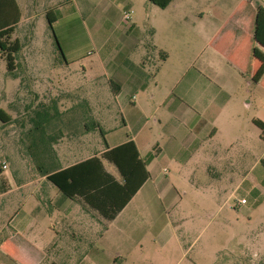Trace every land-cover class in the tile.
Wrapping results in <instances>:
<instances>
[{"label":"crops","instance_id":"crops-1","mask_svg":"<svg viewBox=\"0 0 264 264\" xmlns=\"http://www.w3.org/2000/svg\"><path fill=\"white\" fill-rule=\"evenodd\" d=\"M134 6L133 0H107L101 12L106 19L105 24L99 22L97 8L90 15L95 35L104 28L106 37L102 41L96 35L97 39L89 40V44L101 56L105 54L109 62H112L114 50L123 48L124 44L133 46L141 37L138 10L132 23L122 21L123 11ZM148 10L156 16V23L151 28L160 60L156 63V72L151 74L143 70L128 72L119 66L112 67L115 81L110 79V85L120 111L118 107L116 110V107L107 105V124L112 128L105 137L106 146L78 160L62 153L60 148L64 135L57 123L64 116L57 113L52 114L56 117L53 119L56 127L50 130L47 125L45 130H41L43 141L40 142L41 150L47 153L46 156L43 154L46 157L43 170L50 173L132 143L145 165L140 180L147 174L146 181L115 219L107 221L81 198L67 197L43 173L39 179H26L20 183L12 176L6 181L0 180V198L29 189L24 201V208L28 211L22 207L11 218L7 244L6 241L2 244V248L7 247L13 262L120 264L123 258L131 256L128 246L133 236L130 235L132 228L123 226L121 218L140 194L152 204L161 199L160 192L168 189L167 166L175 162L180 161L187 166L199 160L215 163L220 168L228 165L232 169L235 167L234 157L227 160L210 154L241 152L243 159L253 158L246 166L251 165L255 170L261 167L260 175L264 182V133L256 124L257 121L264 124V7L246 0H174L161 12ZM55 18L54 27L65 52H73V61L82 58L76 53L80 47L78 32L74 28L66 30ZM21 24L22 20L7 38L8 44L18 41L22 46L20 54L15 55L12 69L8 68L13 77H17L15 73L19 69L17 56L25 48L19 39L14 38ZM180 32L182 36L178 35ZM2 43L3 39H0ZM6 56L0 49V59ZM159 107H164L169 113L168 140L163 146L153 138V129L149 127L151 119L156 127L163 126V119L157 116ZM119 114L122 115L124 131L113 129L112 121ZM236 146L239 147L236 149ZM255 146L261 151L258 157L254 154ZM168 147L167 156V150L162 148ZM102 162L106 172L123 184L114 165L104 159ZM39 182L46 183L45 191L50 192L43 201L36 197L40 187H33ZM6 184L10 186L9 191H5ZM240 189V184L233 188L228 200H236L239 204L243 200L239 198ZM173 190L177 192L174 187ZM74 204L82 207V215L72 220L67 213ZM56 214L60 218L58 225L67 234L64 242L59 232L55 237L51 234L56 231L53 223Z\"/></svg>","mask_w":264,"mask_h":264},{"label":"rangeland","instance_id":"rangeland-1","mask_svg":"<svg viewBox=\"0 0 264 264\" xmlns=\"http://www.w3.org/2000/svg\"><path fill=\"white\" fill-rule=\"evenodd\" d=\"M133 1L134 16L135 11H139L141 37L133 46L124 44L123 48L114 50L112 62H109L105 54L101 56L89 44V40L97 39L96 35L105 40L104 28L95 35L89 19L93 9L97 8L98 20L105 24L101 12L107 0H17L22 24L14 38L25 48L17 56V77L9 73L7 56L0 59V109L14 117L13 123L0 124V180L6 181L12 176L20 183L41 178V169L46 167L43 154L46 156L47 153L41 150L35 129L36 112L45 107H49L51 113L55 108L59 111L57 114L64 116L57 123L64 135L62 153L78 160L106 146L105 137L112 128L107 124V105L119 109L110 85V79L115 81L112 67L151 74L156 72L160 58L151 28L156 23V16L148 8L158 12L161 9L147 0ZM50 10L66 30L74 28L78 32L80 47L76 53L82 58L71 60L73 52H65L57 29L53 27L64 56L59 51L46 17ZM178 35L182 36L181 32ZM89 51L91 54L87 55ZM157 116L163 119V126L156 127L151 119L149 127L153 129V138L163 146L168 140L169 113L159 107ZM51 124L49 129H54L56 121ZM112 125L117 131H124L121 114L116 115ZM162 149L167 150L165 155L168 156L169 147ZM242 154L234 151L210 154L227 160L234 157L232 169L228 165L220 168L215 163L199 160L187 166L180 161L167 166L168 189L160 192L161 199L152 204L140 194L121 218L123 226L132 228L130 235L133 236L128 246L131 256L123 258L120 264H264L262 171L261 167L255 170L251 165L246 166L253 158L245 160ZM254 154L256 157L261 154L256 146ZM4 161L7 170L2 168ZM109 169L115 172L112 166ZM238 184L241 186L239 198L246 200L244 205L228 200V195ZM6 185L5 191H9L10 186ZM33 187H40L36 197L42 201L50 195L45 191L46 183H35ZM28 193L29 189H26L0 198V264H17L9 258L8 249L2 248V244L4 241L7 244L11 218L22 207L27 210L24 201ZM81 208L74 204L67 214L72 220L80 218ZM59 219L58 214L53 216L56 231L51 234L55 237L59 232L64 242L67 234L58 225Z\"/></svg>","mask_w":264,"mask_h":264},{"label":"trees","instance_id":"trees-1","mask_svg":"<svg viewBox=\"0 0 264 264\" xmlns=\"http://www.w3.org/2000/svg\"><path fill=\"white\" fill-rule=\"evenodd\" d=\"M156 7L161 9L167 8L174 0H147ZM46 17L48 23L53 30L56 18L53 11H47ZM22 15L16 0H0V44L2 52L7 54L8 68L12 69L17 55L22 46L19 42L8 44L9 39L15 27L21 21ZM12 27V28H10ZM11 29V30H9ZM9 30V31H8ZM57 47L63 54L59 41L53 30ZM59 111L54 108L51 113L49 107L43 108L37 114V128L35 136L38 142L43 141L41 130H45L47 125L50 126L55 115ZM34 120V119H33ZM13 119L3 110H0V122L3 125L13 123ZM86 122V121H85ZM264 133V124L256 122ZM97 126V125H96ZM98 128V126L96 127ZM89 130V129H88ZM37 147V146H36ZM130 149L132 151H130ZM40 152V151H38ZM114 165L123 184L116 181L104 168L102 160ZM145 170L144 163L139 159L138 153L134 151L132 143L112 149L105 152L101 157H92L69 168L58 170L57 172H47L41 169V173L47 176L48 180L57 187L67 197L76 199L81 198L91 209L96 210L100 216L107 221H112L132 200L140 189L142 183L146 181L147 174L143 175L140 180L141 171Z\"/></svg>","mask_w":264,"mask_h":264},{"label":"built area","instance_id":"built-area-1","mask_svg":"<svg viewBox=\"0 0 264 264\" xmlns=\"http://www.w3.org/2000/svg\"><path fill=\"white\" fill-rule=\"evenodd\" d=\"M246 1L257 4V5L259 4L261 7H264V0H246ZM133 17H134V10L132 8L125 9L122 13V21L126 24L130 23L133 20ZM2 168L3 170L8 169L7 162L4 161L2 163ZM239 204L240 205L246 204V200L245 199L240 200Z\"/></svg>","mask_w":264,"mask_h":264},{"label":"water","instance_id":"water-1","mask_svg":"<svg viewBox=\"0 0 264 264\" xmlns=\"http://www.w3.org/2000/svg\"><path fill=\"white\" fill-rule=\"evenodd\" d=\"M62 49V48H61ZM63 52V51H62ZM63 55V54H62ZM64 56V55H63Z\"/></svg>","mask_w":264,"mask_h":264}]
</instances>
